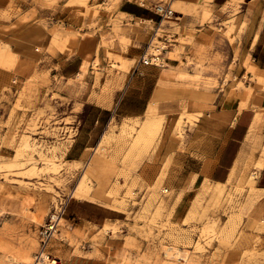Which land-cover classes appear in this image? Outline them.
<instances>
[{
	"label": "rangeland",
	"instance_id": "obj_1",
	"mask_svg": "<svg viewBox=\"0 0 264 264\" xmlns=\"http://www.w3.org/2000/svg\"><path fill=\"white\" fill-rule=\"evenodd\" d=\"M247 1L157 0L153 9L173 13L150 24L118 13L119 0H0V264H264V191L247 161L237 182L194 184L201 160L185 156L209 147L190 135L193 103L211 111L220 95L252 92L246 74L224 84ZM89 41L93 62L84 47L80 69L61 74ZM143 57L155 94L143 115L124 118L119 104ZM171 97L178 108L160 110ZM90 103L111 107L100 136V125L88 134L101 115Z\"/></svg>",
	"mask_w": 264,
	"mask_h": 264
},
{
	"label": "crops",
	"instance_id": "obj_2",
	"mask_svg": "<svg viewBox=\"0 0 264 264\" xmlns=\"http://www.w3.org/2000/svg\"><path fill=\"white\" fill-rule=\"evenodd\" d=\"M230 1L210 0V3L215 7H221ZM156 2L157 0H119L117 12L125 18L138 19L152 24L158 19L152 8V5ZM244 8L246 12L242 13V15L246 18L247 25L241 34L242 46L237 53L239 58L229 70L231 78L225 81L224 84L230 87L229 83H236L238 77L242 79L246 74L245 87H250L252 92L244 94V91L241 90L238 97H231L229 100L220 95L217 97L218 100L215 98L213 102L215 109L211 111L206 109L204 101L193 103L192 111L199 113V115L190 135L197 136L199 141L200 139L202 141L207 140L209 147L206 154L199 156L193 155L191 148L188 147L189 153L185 156L189 158L194 156V158L201 160L198 168L189 172L194 175L192 179L194 184L200 183L203 178H207L214 183L237 182L242 176L238 174L239 169L243 168V163L247 161L246 177L248 178L252 174L254 188L257 191H264V0H248ZM247 9L251 10L248 12ZM182 17L188 18L185 15H182ZM172 22L178 23L176 21ZM197 29L202 30L204 27ZM89 42V45L87 44L86 46H76L73 52L67 55L66 59L73 56L74 58H71L64 67L61 65V74L66 68L68 71L66 72L68 73L67 75H71L80 69L84 59L83 50L85 48H92L90 54L91 62H93L95 42ZM63 55L61 52H56V56L60 59L64 57ZM76 60L77 62H75ZM34 61L35 58L29 62L32 63ZM247 65H250L255 72L253 80H250L252 72L247 70ZM149 68L151 69L152 67L142 63L138 64L135 77H139L134 78L132 84L127 85L119 104L122 117H140L151 102L155 94V83H150L147 75H145V70ZM258 77L261 78L260 82H258ZM149 83L151 85L149 86V91H147ZM157 103L160 110L176 109L178 108L179 99L171 97L160 99ZM90 104L98 107L101 115L98 114L92 118V126L88 134L91 136L92 130L100 125L102 127L100 136L106 123L111 118V107L100 106L97 103ZM87 119L86 116L83 124L78 128V136L83 134L85 128L87 129L85 125L88 121ZM78 139L79 137H76L74 141L76 142ZM253 146L257 148L255 154L251 152ZM92 147L86 141L79 150L80 154L82 155L92 149ZM87 202L90 203V201ZM82 217L94 222L107 219L110 214L108 212L103 213L100 218H94L87 214L82 215Z\"/></svg>",
	"mask_w": 264,
	"mask_h": 264
},
{
	"label": "built area",
	"instance_id": "obj_3",
	"mask_svg": "<svg viewBox=\"0 0 264 264\" xmlns=\"http://www.w3.org/2000/svg\"><path fill=\"white\" fill-rule=\"evenodd\" d=\"M154 12L156 14H159L162 17H170L173 13V11L170 9V7H163L161 5H155L154 6ZM142 64H149L150 61L149 59H145L144 57L142 58L141 61ZM55 215V214H54ZM56 216V215H55ZM56 217H51L50 221L48 223V225L46 227H44L43 231H42V237L44 238H48V235H50V233H52L53 231H55V227H56V222H55Z\"/></svg>",
	"mask_w": 264,
	"mask_h": 264
},
{
	"label": "bare ground",
	"instance_id": "obj_4",
	"mask_svg": "<svg viewBox=\"0 0 264 264\" xmlns=\"http://www.w3.org/2000/svg\"><path fill=\"white\" fill-rule=\"evenodd\" d=\"M218 184H221V183H218ZM220 186V185H219ZM217 189V188H216ZM220 189V188H219ZM222 190V189H221ZM76 191V188L75 189H73V191H72V193H74ZM206 191V190H205ZM221 192V191H220ZM215 193L217 194L218 192H216V190H215ZM211 194H213L212 192H211ZM216 194H215V196H216ZM218 196H219V194H217ZM257 196V195H256ZM259 197V196H258ZM252 200V199H251ZM52 216L53 217H56L54 214H52ZM261 217V216H260ZM259 218V217H258ZM257 218V219H258ZM255 220V219H254ZM178 253V252H177ZM43 258V259H47V260H49V255L46 253H44V251H41V255H40V258Z\"/></svg>",
	"mask_w": 264,
	"mask_h": 264
}]
</instances>
